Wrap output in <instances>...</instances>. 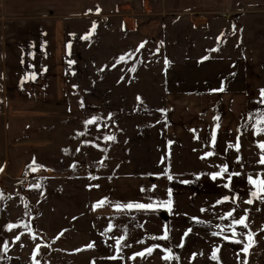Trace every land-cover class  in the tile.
Segmentation results:
<instances>
[{
    "label": "rangeland",
    "instance_id": "1",
    "mask_svg": "<svg viewBox=\"0 0 264 264\" xmlns=\"http://www.w3.org/2000/svg\"><path fill=\"white\" fill-rule=\"evenodd\" d=\"M152 8L128 16L129 29L114 16L64 20L60 59L58 19H48L51 51L34 73L58 80L55 96L9 105L0 96V264H264V198L249 183L264 180V153L244 132L176 130L165 111L188 92L252 96L253 66L264 90V0L221 12ZM5 67L9 91L11 73L30 75Z\"/></svg>",
    "mask_w": 264,
    "mask_h": 264
},
{
    "label": "crops",
    "instance_id": "2",
    "mask_svg": "<svg viewBox=\"0 0 264 264\" xmlns=\"http://www.w3.org/2000/svg\"><path fill=\"white\" fill-rule=\"evenodd\" d=\"M242 1L249 0H0V96L6 98L8 105L13 99L21 102L22 97L26 103L37 104L48 102L55 96L50 83L58 86V80H50L46 70L34 73L35 66L46 64L51 51L48 19H58L55 50H60V59L61 38L65 34L61 25L72 17H120L129 29L128 16L147 15L152 13V7L176 15L195 10L227 11L236 9ZM5 33L10 36L9 47L3 37ZM13 64L25 66L30 75L23 80H18L19 77L13 80L11 73L9 91L6 89L8 75L6 77L5 66ZM258 69L259 66H253L246 72L251 82L247 90H254L252 96L249 92L246 97L243 91L229 89L194 91L185 93L176 105L174 100L166 104V113L179 124L176 130L195 133L198 137L244 132L248 144L264 153L259 147L264 143V132H257V128H264V122L258 123L264 121V97L260 95L263 87L255 79L259 75ZM180 112L185 114L183 120L175 115Z\"/></svg>",
    "mask_w": 264,
    "mask_h": 264
},
{
    "label": "snow or ice",
    "instance_id": "3",
    "mask_svg": "<svg viewBox=\"0 0 264 264\" xmlns=\"http://www.w3.org/2000/svg\"><path fill=\"white\" fill-rule=\"evenodd\" d=\"M90 35H91V33H89L88 35H86V36H84V37H81V38L87 40V39L89 38ZM140 47H143V44H141ZM122 59H124V57H121V60H122ZM205 59H206V57H205ZM70 63H71V62H70ZM166 64H167V61H166ZM220 90L222 91L223 88H221ZM261 95L264 96V90H262ZM262 122H264V121H261V122H258V123H262ZM85 123H86V124H92V123H94V119H93V120L86 121ZM257 132H258V133H259V132H264V128H257ZM106 139L111 140V139H114V137H106ZM259 147H260L262 150H264V143H261V144L259 145ZM207 155H211V153H208ZM259 163H260L261 165H264V156L261 157V159L259 160ZM35 170H36V169L33 168V171H35ZM227 171H228L227 166H225L224 168L221 169V172L212 174V179L215 180L217 176H219V175H221L222 173L227 172ZM235 175H239V173H236ZM230 178H231V177H229V179H230ZM169 179H171V177H169ZM249 183L255 184V185L257 186V191L253 192V193H252V196L257 197V198H264V197H261V196H260L261 193H264V180H259V181H257V180H253L251 177H249ZM224 186H225V187H228L227 184H225ZM37 187H38V185H37ZM227 199H228V197H225V198H224V200H227ZM103 203H104V201H100V202H98L94 207H101V206L103 205ZM217 203H220V201H218ZM247 203L251 204L252 201L249 200V201H247ZM168 204H169V206L171 205V200L168 201ZM125 207H128V208H133V207H135V208H137V209H148V208H151L152 205H151V204H148V205H145V204H135V205H133V204H128V205H126ZM231 215H232V213L229 212V213H228V216H231ZM235 223L238 224V225H243V226L247 227V225H246V223H245V217H241L239 220H236ZM12 227H14V226H12V225L9 226L10 229H11ZM110 227H111V226H110ZM185 235H187V233H185ZM18 238H19V237H17V239H18ZM121 239H122V238H121ZM161 239H167V235L161 237ZM249 239L251 240V237H249ZM116 243H117V245H119V244H120V240H117ZM38 247H39V246H38ZM88 247H92V245L90 244V245H88ZM151 251H152L151 248L147 249V252L150 253ZM243 251H244V252H247V251H248V246H245V248L243 249ZM137 255H144V253H138ZM114 258H115V257H114ZM170 258H171V254H169L168 256H165V257H164V259H166V260H167V259H170ZM212 259H216V254H215V252H214L213 255H212Z\"/></svg>",
    "mask_w": 264,
    "mask_h": 264
},
{
    "label": "built area",
    "instance_id": "4",
    "mask_svg": "<svg viewBox=\"0 0 264 264\" xmlns=\"http://www.w3.org/2000/svg\"><path fill=\"white\" fill-rule=\"evenodd\" d=\"M27 186V180H22L21 183H20V187L21 188H25Z\"/></svg>",
    "mask_w": 264,
    "mask_h": 264
}]
</instances>
